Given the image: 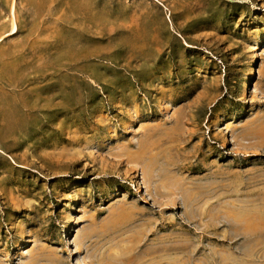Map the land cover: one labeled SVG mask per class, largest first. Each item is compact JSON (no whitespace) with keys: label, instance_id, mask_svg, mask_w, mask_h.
<instances>
[{"label":"rangeland","instance_id":"374dc122","mask_svg":"<svg viewBox=\"0 0 264 264\" xmlns=\"http://www.w3.org/2000/svg\"><path fill=\"white\" fill-rule=\"evenodd\" d=\"M0 264H264V0H0Z\"/></svg>","mask_w":264,"mask_h":264},{"label":"bare ground","instance_id":"6f19581e","mask_svg":"<svg viewBox=\"0 0 264 264\" xmlns=\"http://www.w3.org/2000/svg\"><path fill=\"white\" fill-rule=\"evenodd\" d=\"M15 28H16V26H15V24L13 22L12 26H11V29H10V32H13L15 30ZM251 76H252V71L249 74V77H251ZM243 85H244V90H243L244 92H247L248 90H250L251 87H250V81L249 80H246Z\"/></svg>","mask_w":264,"mask_h":264}]
</instances>
